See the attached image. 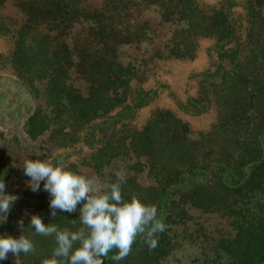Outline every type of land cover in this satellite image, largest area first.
I'll use <instances>...</instances> for the list:
<instances>
[{
    "label": "trees",
    "instance_id": "obj_1",
    "mask_svg": "<svg viewBox=\"0 0 264 264\" xmlns=\"http://www.w3.org/2000/svg\"><path fill=\"white\" fill-rule=\"evenodd\" d=\"M82 1L25 2L29 20L36 23L41 18L56 29H17L9 63L31 103L22 123L27 139L47 135V142L67 145L90 122L103 118L96 129L100 146L91 157L93 168L102 174L120 159L127 171L121 184L123 199L130 202L135 196L146 205H155L158 218L166 225L154 237V249L143 236H137L125 259L112 260L113 250L104 264H168V257L181 245L182 234L186 238L187 216L193 210L217 212L233 228L230 235L211 240L212 253L204 251V264H264V0H245V16L234 15L223 6L204 8L196 0H147L146 5L157 10L159 23L170 22L175 29L154 57L193 58L196 38L212 37L214 50L228 60L227 66L202 72L197 95L179 104L191 114L215 108L210 130L196 133L169 109L152 111L139 129L127 127L126 120L151 101L153 92L131 85L140 81L146 60L122 63L117 47L128 40L126 36L141 40L147 24L135 23V30L123 28L125 37L117 21L100 26L95 39L103 43L102 53L88 57L91 61L85 68L82 59L74 60L79 55L59 39L65 23L84 13ZM121 7H127L126 3ZM121 11L115 4L109 14L120 15ZM5 31L0 24V33ZM89 48L85 43L84 54ZM80 78L85 83L79 86L75 83ZM117 124L123 133L115 138ZM93 134L94 129L88 131L87 142L93 143ZM115 182L113 174L106 184ZM50 198L49 193L42 198L37 214L44 224L70 231L82 227L79 205L73 213L58 210L53 218ZM30 219L20 218L11 208L7 220L0 222V235L18 238L24 234L35 251L20 253L19 264H43L52 258L57 245L54 236L37 234ZM0 264H16V257L9 253Z\"/></svg>",
    "mask_w": 264,
    "mask_h": 264
},
{
    "label": "rangeland",
    "instance_id": "obj_2",
    "mask_svg": "<svg viewBox=\"0 0 264 264\" xmlns=\"http://www.w3.org/2000/svg\"><path fill=\"white\" fill-rule=\"evenodd\" d=\"M42 0H0V24L6 29L0 33V179L5 183V193L16 195L18 199L12 205V209L22 219H30L37 215L42 206V198L48 193L40 188L33 192L28 187L30 177L23 171V163L26 159L51 160L54 164L63 161L66 170L83 175L91 180L106 184L107 180L117 172L127 174L120 159H117L105 173L98 174L92 166L91 157L97 147L100 146L97 126L103 118H96L83 130L77 133L76 140L67 145L58 146L56 143L47 142V135L34 141L28 140L22 130L25 119V111L31 109V103L26 101L21 82L15 78L13 68L9 63V55L14 47L16 30L22 26H31L36 30L56 29L49 21L39 18L36 23L29 20L30 10L24 4ZM123 1V2H120ZM83 0L81 8L84 13L78 14L72 23H65L62 35L69 44L75 56L74 60L82 59L83 67H88L89 62L99 52L102 53L103 43L97 42L95 33L100 26H110L114 21L123 35V28L134 29V24L145 23L146 29L142 33V39L128 40L117 47L118 60L122 63H134L137 60H146L144 73L140 75V81H133L132 87L140 86L144 90L153 92L151 101L139 108L134 116L126 120L130 129L141 128L148 116L156 109H169L182 120L189 123L192 132H207L215 121V108L211 107L205 113L191 114L180 108L185 105L189 97L197 95L202 72L215 70L218 66H227V58H220L214 50L215 39L212 37H197L195 55L193 58L179 59L164 56H153L157 48L163 49V43H167L174 32V25L170 22H160L154 7L147 6V0ZM137 2L143 5L134 4ZM204 7L229 8L234 15L245 16V0H196ZM127 7H121V4ZM122 8L120 15H112L113 5ZM169 7V6H168ZM127 11L124 14V11ZM112 16V17H111ZM111 17V18H109ZM245 19V18H244ZM241 20V19H240ZM143 22V23H140ZM145 22V23H144ZM105 30L104 33H109ZM177 36L175 39H179ZM79 40V41H78ZM90 48L84 54V44ZM77 47V48H75ZM92 54V56H89ZM165 55V54H164ZM91 59H89V58ZM84 76V73H82ZM84 79H79L75 84L83 85ZM116 110L112 112L114 114ZM94 129L93 143L86 141L89 130ZM120 125L114 129L115 138L120 136ZM41 181L40 187L43 185ZM238 211V210H237ZM187 216V235L181 238V245L176 247L173 255L168 257V264H204L201 258L204 251L210 252L211 240L220 236L233 233L232 224L228 218L217 212H202L193 210ZM182 226V225H179ZM173 242V240H172ZM204 258V257H203ZM206 264V263H205Z\"/></svg>",
    "mask_w": 264,
    "mask_h": 264
},
{
    "label": "clouds",
    "instance_id": "obj_3",
    "mask_svg": "<svg viewBox=\"0 0 264 264\" xmlns=\"http://www.w3.org/2000/svg\"><path fill=\"white\" fill-rule=\"evenodd\" d=\"M24 174L30 177L28 187L37 192L43 181V190L50 195L51 217L60 212L73 213L79 205L82 227L76 231L59 229L55 224H44L38 215H32L31 227L42 236H54L56 247L51 259L43 264H104L112 255L114 261L125 259L132 251L137 236H143L151 249L157 246L154 238L163 232L166 225L158 218L155 205H146L133 196L125 201L121 184L123 173L117 172V182L102 184L83 175L66 170L63 161L54 164L51 160L26 159ZM18 199L16 195L5 193V183L0 179V222L7 220V214ZM75 223V221H73ZM23 232V220L19 221ZM74 247V245H77ZM33 242L24 234L18 238L0 235V260H6L11 253L19 264L20 253L34 252Z\"/></svg>",
    "mask_w": 264,
    "mask_h": 264
}]
</instances>
